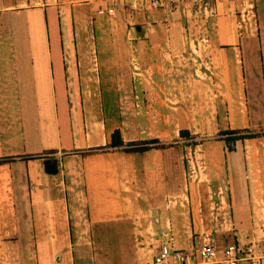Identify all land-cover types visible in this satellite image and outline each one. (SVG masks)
I'll return each mask as SVG.
<instances>
[{"label": "crops", "instance_id": "0c3cea01", "mask_svg": "<svg viewBox=\"0 0 264 264\" xmlns=\"http://www.w3.org/2000/svg\"><path fill=\"white\" fill-rule=\"evenodd\" d=\"M16 2L0 0V13L6 14V19L14 18L10 23V31L6 30L8 34L11 33L8 38L13 40L0 42V97L15 99L14 107L18 109L19 115L16 132L9 131L6 137L9 147L1 152L3 157H19L0 163V204L3 203L2 207L10 210L12 204L19 208L18 203H21L20 207L27 213V239L35 247V252L34 255H26L21 250L20 259L24 257L22 264H33V256L35 264H50L52 255L57 256L56 264H62V250H57L53 244L48 245L57 237V233L52 230V221L65 222L68 236L72 232L80 235L84 230L106 226L112 221L119 222L124 226V247L127 248L132 236L131 224L136 212H142L144 218L140 221L145 229L137 231L136 227H132L133 237L142 236L149 246L153 223L145 219L144 209L154 215L152 220L158 222L154 226H159V230L170 219L178 249H189L193 243L192 234L202 232H219L221 236H226L231 229L232 237L235 238L228 243L237 244H245L256 234L259 202L254 197L250 183L247 185L246 160L239 150L226 149L223 156L224 172L231 183V197L228 201L223 194L217 193V203L221 204L218 208L222 209L220 221H215L219 229H206V221H202L199 214L195 221H183L179 215L181 212L177 211L178 206L167 209L166 201L170 197L186 196L184 169L177 154V146L166 143L158 134L141 137L142 131L136 120H132L131 126L127 127L123 116L128 100L127 90L118 88L113 93L102 88V80L127 82L129 78L124 76L128 75L131 54L129 43L106 40L105 36L97 41L101 31L96 30L92 21L96 6L78 12L72 8L69 13L66 5H60L62 15L59 16L57 8L53 7L56 0L42 3L39 8L18 11L14 9L20 5ZM78 5L90 4L82 0ZM47 9L52 10L49 11L48 20L53 17L56 27L53 30L47 27V36L46 31L45 34L43 32L42 41L17 43L15 35L29 38L33 24L43 31ZM228 9L227 1L217 2L216 16L208 28L214 35L213 41H210L220 54L217 60L228 62L233 69L235 61L228 55L224 57L218 47V44L233 42L230 24L226 21L222 25L226 28L225 33L216 28L222 19L220 17H223L221 15L226 13L229 16ZM62 21L65 31H62ZM50 32L54 37L52 41L49 40ZM182 32L186 33V30L182 29ZM201 32L206 34L207 27L202 28ZM146 45L142 43L140 46L144 49ZM248 45L252 50H260L264 62V36L258 42L250 39ZM231 72V78L238 81L235 70ZM113 95L119 98L115 104L122 120L120 125L108 127L105 115L108 109L115 107L109 100ZM114 129L120 131L124 143L158 139L163 146L156 144V147L143 152L108 148L109 136ZM18 144L27 147L26 150H18ZM15 146L18 148H13ZM99 147L103 148L96 149ZM44 159L54 160L58 171L46 173ZM216 177L222 175L217 172ZM222 184L224 190L228 191L224 180ZM189 191L188 199L194 205L190 206L197 208L201 203L198 201L200 196L197 202L195 193ZM230 208L232 213L228 214ZM158 210H165L164 213L170 214L172 218L165 214L160 216ZM225 214L229 215L228 220ZM208 222L214 223V220L209 219ZM69 223L71 228L68 230ZM4 232L16 235L20 242L21 225L17 221H6L4 226L0 225V237ZM148 246L137 247L136 257ZM223 246L217 244L219 249ZM151 247L148 250L153 253ZM65 249L68 252L70 250L66 246Z\"/></svg>", "mask_w": 264, "mask_h": 264}, {"label": "rangeland", "instance_id": "374dc122", "mask_svg": "<svg viewBox=\"0 0 264 264\" xmlns=\"http://www.w3.org/2000/svg\"><path fill=\"white\" fill-rule=\"evenodd\" d=\"M16 1L20 5L14 8L15 11L39 8L42 3L54 0ZM80 1L82 0H56L53 7L57 8L61 16L60 5H66L69 13L72 8L74 12H78L96 6L92 21L96 30L101 31L97 35V41L105 36L106 40L130 44L128 75L124 76H128L127 82L101 81L102 88L112 90L113 93L114 89L118 88L127 90L128 100L123 115L127 127L131 126L132 120H136L142 131L141 137L158 134L166 143L177 146V154L184 169L182 172L185 175L186 196L170 197L166 201L167 209L178 206L176 209L181 212L179 215L183 221H195L196 215L199 214L202 221H206V229L220 228L218 223L215 225V221H220L222 215V209L218 208L221 204L217 203V196L223 194L228 201L231 197V183L228 182L229 178H226L227 174L223 168V156L228 146L224 137L227 135L222 134L230 129L242 130L237 134L255 135L237 139L232 144L233 149L239 150L246 160L247 185L250 183L254 197L264 207V62L260 50H252L248 45L250 39L258 42L264 36V0H254V15L247 21L251 26L256 22V30L252 34L246 33L238 38L235 36L234 23L238 18L236 9H233V14L230 12L229 16L226 13L221 15L223 17H220L222 19L216 25V28L224 32V22L230 24L233 42L218 44V47L224 57L228 55L235 61L233 69L228 62L217 60L220 59V54L212 45L214 35L208 28L212 18L204 19L193 12L185 17L180 10L165 14L159 9H151L144 3L137 10L120 6L112 18H107V14L99 10L104 9V3L94 1L88 2L90 5H78ZM227 7H233L232 3L227 2ZM49 11L52 10L47 9V17L45 15L43 19V31L37 24H33L29 38H19L15 35V41L20 43L44 40L43 32L45 34L46 28L53 30L57 25L53 17L48 20ZM5 15L0 13V42L13 40L8 38L11 33L8 34L6 30L10 31V23L14 18L6 19ZM206 27L205 34L201 29ZM180 28L185 29L186 33ZM62 31H65L63 21ZM49 40H54L51 32ZM142 43L147 44L144 49L140 46ZM231 70H235L238 81L231 78ZM109 100L115 107L108 109L105 115L106 124L108 127L112 124L120 125V110L115 104L119 98L113 95ZM121 101L125 105L124 98ZM14 104L15 99L0 97V157H3L2 150L9 147L6 137L10 132H16L19 115ZM181 131L186 133L181 134ZM156 144L163 146L159 140ZM17 146L18 150L22 151L27 148L22 144ZM17 146L13 148H18ZM216 160L219 161V167ZM217 172L222 177H216ZM222 180L225 181L228 191L224 190ZM189 190L195 193L196 201L200 196L198 201L201 203L197 208L190 206L193 204L188 199ZM211 201L213 203H210ZM3 205L0 204V221L4 222L0 225L4 226L6 221H17L21 225V237L20 242L14 234L7 235L4 232L0 237V264H22L24 257L20 259L21 250L26 255H34L35 252V247H32L27 239V213L20 205L15 208L16 204H12L10 210L4 209ZM144 210L145 219L153 223L152 231L156 232L153 239L156 241L160 227L154 226V223H158L152 220L154 215ZM158 212L160 216L165 214L171 217L170 214L164 213L165 210ZM231 213L232 208L228 214ZM228 214H225L227 220ZM143 218L142 212H136L131 228L129 226L132 236L130 243L127 242V248L124 247V226L116 221L106 226L93 227L89 231L84 230L79 236L74 232L68 236L65 222L52 221V230L57 233V237L48 245L53 244L54 248L62 250V264H149L152 252L148 249L151 244L148 246L140 235L133 237L132 232L134 227L137 231L145 229V225L140 221ZM209 219L214 220V223H209ZM145 224H148V221H145ZM69 228L70 223L68 230ZM231 232V229L228 230L226 236H221L219 232L212 233L213 239L218 245H225L234 241ZM192 235L193 239L196 234ZM65 246L70 249L69 252L63 250ZM143 246L148 247L144 248L137 258L135 250ZM55 257L57 256L50 257V264H56ZM39 259L38 255L37 260ZM31 260L35 264L34 256Z\"/></svg>", "mask_w": 264, "mask_h": 264}, {"label": "built area", "instance_id": "2783aa9c", "mask_svg": "<svg viewBox=\"0 0 264 264\" xmlns=\"http://www.w3.org/2000/svg\"><path fill=\"white\" fill-rule=\"evenodd\" d=\"M84 2L100 1L104 3L102 10L112 18L120 6L137 10L144 3L151 9H159L165 14L180 10L183 15L193 13L202 18L216 16L217 2L227 1L232 3L228 11L233 14L236 9L237 19L234 23L235 36L238 38L246 33L252 34L256 30V22L252 26L247 21L253 17L254 0H83ZM95 4V3H93ZM260 205V206H259ZM256 217L257 231L245 244L228 243L217 247L212 233H198L193 238L189 249H178L175 246V233L173 226L167 220L165 226L158 231V238L154 241L156 232L151 231L150 244L152 256L149 264H264V207L258 204Z\"/></svg>", "mask_w": 264, "mask_h": 264}, {"label": "trees", "instance_id": "16d2710c", "mask_svg": "<svg viewBox=\"0 0 264 264\" xmlns=\"http://www.w3.org/2000/svg\"><path fill=\"white\" fill-rule=\"evenodd\" d=\"M242 130H235V129H230L227 131H224L222 134H226L227 136L224 137V140L227 142L228 150L233 149V142L237 139H245L248 137H254L255 135L253 134H237L241 132ZM186 131H181V134H185ZM156 139H148V140H143V141H129L124 143L122 141L120 131L118 129H114L109 136V143L107 145L108 148H122L123 151L125 152H143L149 148L156 147ZM103 147H99L96 149H101ZM19 155H11V157L4 156L0 157V163L6 162L12 158H17ZM44 164V170L48 174H54L58 171L57 164L54 160L52 159H44L43 161Z\"/></svg>", "mask_w": 264, "mask_h": 264}]
</instances>
